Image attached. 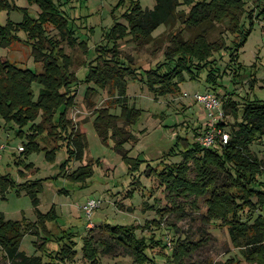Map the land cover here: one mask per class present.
<instances>
[{"label": "trees", "instance_id": "1", "mask_svg": "<svg viewBox=\"0 0 264 264\" xmlns=\"http://www.w3.org/2000/svg\"><path fill=\"white\" fill-rule=\"evenodd\" d=\"M10 1L0 0V8H10ZM27 1L36 3L40 12L33 17L24 9L21 22L0 24V45L23 41L29 45L30 53L34 61L39 62L41 70L22 67L9 60L0 62V120L11 124V128L13 124L16 125V134L27 140L19 145L21 156L45 150L52 158L56 150L65 148L67 159L61 165V171L72 180H81L85 176L80 174L91 171L89 163L67 173L72 159H82L87 139L68 117L69 109L75 103L76 85L80 79L71 70L75 61L65 52L63 43L70 47L77 44L83 53L87 50V43L82 40L76 43L78 27L60 8L72 0ZM122 3L125 5L122 14L125 22L114 21L103 34L104 44L95 48L93 60L96 65L90 69L85 81L108 89L112 95L117 91L123 97L125 78H135L141 72L147 75L145 82L148 87L160 95L177 93L180 83L186 79L185 73L190 75V79L204 73L205 81L216 90L224 86L221 83L223 74L219 73L223 70L220 63L224 55L228 56L226 68H235L232 78H241L245 75L242 72L246 67L238 60L239 50L251 32L254 21L264 16V0H155L151 9H143L139 0H119V4ZM182 4L189 5L190 10H178ZM176 12L181 13L180 30L202 23L219 22L232 38L228 43L221 35L211 40L206 29L187 38L182 31H176L170 34L163 60L141 70L120 55V39L129 36L139 43L149 42L153 39V29L159 24H173ZM49 28L56 32L50 34ZM20 32L25 34L24 39L19 37ZM252 69L249 68V75L253 74ZM33 83L41 84L36 97ZM94 93L95 90L89 87L86 97ZM231 94L234 92L227 91L224 94L227 100L222 102V107L230 108L234 118L228 131V141L204 148L196 138L191 142L178 137L184 146L180 150L181 161L165 164L158 175L160 184L165 185L166 189L194 196L195 199L203 198L207 206L204 218L211 222L220 219L222 223L219 227L229 230L232 245L248 264H264V215L256 217L250 211L264 209V169L262 162L251 152V144L264 138V98L246 95L239 104L228 96ZM122 105L120 115L111 114L110 106L93 110V113H98L93 119V126L103 138L109 130H113L114 134L121 135V141L134 140L131 134L125 135L127 131L122 130L124 127H118L117 122L124 120L125 124L132 123L138 112ZM218 125L223 127L225 124ZM25 127H28V133L24 131ZM200 133L197 132L196 137ZM142 161L127 157L128 171H139ZM191 172L194 173L192 177ZM45 180H26L17 184L9 174L0 175V200L6 199L7 192L17 187L16 193L25 191L36 206ZM35 211L38 213L36 222L8 220L0 212V248L7 260L4 264H65L75 261L78 253L74 240L76 233L69 229L54 232L49 228L48 223L56 219L53 209L46 214L36 208ZM104 230L107 240L97 242L93 236L84 237L81 251L88 264H101L100 251L110 253L113 246L126 249L138 264H155L147 253L153 245L154 236H150L149 240L145 235L138 236L133 225L117 224ZM28 233L41 239V242L34 243L36 252L33 254H27L20 248L23 236ZM177 242L166 264H183L182 255L189 254L191 246L182 251L183 247ZM99 245H102L101 250ZM217 264L244 263L233 256Z\"/></svg>", "mask_w": 264, "mask_h": 264}, {"label": "rangeland", "instance_id": "2", "mask_svg": "<svg viewBox=\"0 0 264 264\" xmlns=\"http://www.w3.org/2000/svg\"><path fill=\"white\" fill-rule=\"evenodd\" d=\"M139 3L143 9H151L155 0H139ZM10 5V8H0L1 25L21 22L24 9L33 17L40 12L36 3L27 0H11ZM60 8L66 11V16L78 27L76 43L80 40L87 43L84 53L77 44L70 47L63 43L65 52L75 61L71 70L80 79L76 85L75 103L70 107L68 117L85 133L87 139L82 159H72L67 173L88 163L92 168L91 171L80 174L85 176L81 180L69 178L61 171V165L67 159L65 148L56 150L52 158L48 157L45 150L21 156L19 145L27 140L16 134V125L13 124L11 128V124L0 120V145H4V149L0 150V175L9 174L17 184L26 180L48 178L42 182L36 206L25 191L16 193L17 187L11 188L6 199L0 200V212L5 219L36 222L38 213L35 208L43 214L53 209L56 219L48 223L49 228L54 232L69 229L76 233V259L65 264H88L81 251L84 237L93 236L99 242L107 238L104 228L117 224L133 225L134 232L138 236L145 235L148 238L146 240L150 236L155 237L152 247L147 251L155 264H166L177 240V245L183 247L182 251L191 246L189 254L182 255L183 264H217L233 256L248 264L232 245L229 230L219 227L222 223L220 219L211 222L204 218L207 206L203 198L195 199L194 196L166 189L165 185L160 184L158 174L165 164L181 160L180 150L184 146L178 137L194 142L197 132L208 127L209 116L202 104L194 99L195 93L209 90L218 96L222 111L218 122L225 124L223 128L227 133L234 122L230 108L222 107V102L227 100L224 95L227 91L234 92L228 96L239 104L246 95L264 98V16L254 21L251 32L239 50L238 60L246 67L242 72L245 75L241 78H232L235 68H226L228 56L224 55V60L220 63L223 70L219 71L223 74L221 83L224 86L217 87L216 90L205 81L204 73L198 74L196 79H190V75L185 73L186 79L180 83L177 93L160 95L148 87L145 82L147 75L141 72L135 78H125L123 97L117 91L112 95L108 89L86 82L85 79L90 69L96 65L93 60L96 56L95 48L104 44L103 34L114 21L125 22L122 17L125 5H120L119 0H72L62 4ZM189 8V5L182 4L177 9L188 12ZM176 14L179 16H176L173 24L165 26L162 23L153 29V39L149 42L139 43L129 36L120 39V55L131 60L140 70L162 61L170 34L182 27L181 13ZM205 29L211 40L221 35L228 43L232 38L219 22L188 26L180 31L187 38ZM48 32L54 34L56 31L49 28ZM18 35L21 39L26 37L23 32ZM5 60L36 71L41 70L39 62L34 61L30 53L29 45L21 40L8 46L0 45V62ZM79 62L81 63L78 64ZM250 67H253L252 75H249ZM40 87L41 84L33 83L34 97L38 96ZM89 87L95 93L86 97ZM122 104L138 112L132 123L125 124L124 120L117 122L118 127H124L122 130L127 131L125 135L131 134L134 140L121 141V135L114 134L113 130H109L103 138L93 126V119L98 115L93 110L110 106L111 114L120 115ZM27 128L24 131L28 133ZM251 152L262 162L264 169V138L251 144ZM127 157L143 160L139 171H128ZM190 175L192 177L194 173L191 172ZM88 198L100 199V205L90 217L84 214L81 207ZM258 209L253 212L250 210L251 214L256 217L264 215V209ZM35 242L39 243L41 239L28 233L23 236L20 248L27 254H33L36 252ZM101 246L99 245L100 250ZM110 250V253L100 251L101 264H138L126 249L113 246ZM4 263L7 260L0 248V264Z\"/></svg>", "mask_w": 264, "mask_h": 264}, {"label": "built area", "instance_id": "3", "mask_svg": "<svg viewBox=\"0 0 264 264\" xmlns=\"http://www.w3.org/2000/svg\"><path fill=\"white\" fill-rule=\"evenodd\" d=\"M264 29V25H262ZM194 99L200 102L207 115L209 116L208 127L196 137V141L204 148L212 147L216 144L225 143L229 139V133L223 127H219L218 121L222 117L221 101L218 96L212 91L203 93H195ZM4 149V145H0V150ZM100 205V199L88 198L82 204L84 214L90 217L93 211Z\"/></svg>", "mask_w": 264, "mask_h": 264}, {"label": "crops", "instance_id": "4", "mask_svg": "<svg viewBox=\"0 0 264 264\" xmlns=\"http://www.w3.org/2000/svg\"><path fill=\"white\" fill-rule=\"evenodd\" d=\"M207 91V90H206ZM81 132H83L82 130H81ZM84 133V132H83ZM85 134V133H84ZM181 161V160H180Z\"/></svg>", "mask_w": 264, "mask_h": 264}]
</instances>
